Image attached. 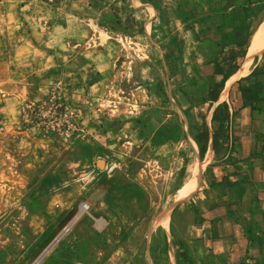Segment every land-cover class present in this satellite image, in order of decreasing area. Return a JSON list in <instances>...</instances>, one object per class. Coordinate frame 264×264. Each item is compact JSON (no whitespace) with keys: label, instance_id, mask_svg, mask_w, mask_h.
I'll return each instance as SVG.
<instances>
[{"label":"rangeland","instance_id":"obj_1","mask_svg":"<svg viewBox=\"0 0 264 264\" xmlns=\"http://www.w3.org/2000/svg\"><path fill=\"white\" fill-rule=\"evenodd\" d=\"M206 5L0 0V264H244L193 248L197 186L159 222L228 142V82L197 71Z\"/></svg>","mask_w":264,"mask_h":264},{"label":"crops","instance_id":"obj_2","mask_svg":"<svg viewBox=\"0 0 264 264\" xmlns=\"http://www.w3.org/2000/svg\"><path fill=\"white\" fill-rule=\"evenodd\" d=\"M206 3L205 17L197 24L203 64L197 71L210 77L202 74L201 80L224 74L222 81L228 82L224 91L229 98L222 94L219 101L228 99L221 112L227 119L218 123L219 135L228 142L216 143L219 154L207 168L202 163L197 187L186 198L187 234L208 259L257 264L264 259V52L236 77L249 53L248 48L242 55L241 49L264 24V0Z\"/></svg>","mask_w":264,"mask_h":264},{"label":"bare ground","instance_id":"obj_3","mask_svg":"<svg viewBox=\"0 0 264 264\" xmlns=\"http://www.w3.org/2000/svg\"><path fill=\"white\" fill-rule=\"evenodd\" d=\"M256 31H255L256 33L254 34V36H253V38L251 40V44H250V47H249V53H248L247 59L245 61V64H244L242 70L240 71V73H238L239 75L236 78L240 77L248 68L252 67L254 58H255L257 53H263L264 52V24L261 25V27L258 30H256ZM236 78L232 79L229 82V84H228L229 87L232 85V83L235 81ZM201 167H202V162L201 161L196 160V161L193 162V165H192V167L190 169L189 179L187 180V182L176 193L175 202L164 213L163 220L159 221L164 226L168 225V222H169V219H170V214H171V211L173 210V208L177 204L183 202L188 197L190 192L194 189V187H195V185H196V183L198 181V178H199ZM83 215H85V211L81 210L78 213V215L73 219V221L70 223V226L66 228V230H65L63 235H65L68 231H70L73 228V226L75 225V223H77L80 218L81 219L83 218Z\"/></svg>","mask_w":264,"mask_h":264},{"label":"water","instance_id":"obj_4","mask_svg":"<svg viewBox=\"0 0 264 264\" xmlns=\"http://www.w3.org/2000/svg\"><path fill=\"white\" fill-rule=\"evenodd\" d=\"M60 237L56 239V241L45 251V253L43 254L42 257H44L49 251L50 249H52L53 245L56 244L57 241H59Z\"/></svg>","mask_w":264,"mask_h":264}]
</instances>
